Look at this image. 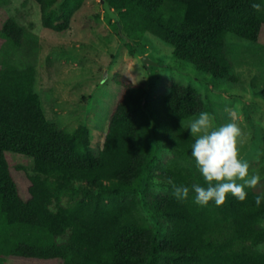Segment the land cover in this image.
Returning <instances> with one entry per match:
<instances>
[{
  "label": "trees",
  "instance_id": "trees-1",
  "mask_svg": "<svg viewBox=\"0 0 264 264\" xmlns=\"http://www.w3.org/2000/svg\"><path fill=\"white\" fill-rule=\"evenodd\" d=\"M33 1L42 25L56 32L69 27L79 4ZM62 1L65 10L57 16L52 11ZM253 3H260L261 11ZM121 8L120 21L133 40L148 32L170 45L176 59L231 82L236 76L227 34L257 42L264 27V0H120ZM2 39L0 257L61 264H264V252L256 249L264 242V200L255 204L259 194L246 190V199L239 202L229 193L221 206L193 202L192 185H206L191 157L195 137L181 121L207 112L198 91L174 83L155 101L142 85L126 82L103 146L94 154L86 128L67 132L45 118L34 91L38 36L9 18ZM261 91L264 96V82ZM153 142L171 150L159 164L151 155ZM13 155L31 160L27 196L20 194L12 175ZM155 166L157 181L148 183L165 188L151 200L156 216L168 223L161 240L141 214L138 197ZM169 178L189 188L185 201L174 197Z\"/></svg>",
  "mask_w": 264,
  "mask_h": 264
},
{
  "label": "rangeland",
  "instance_id": "rangeland-1",
  "mask_svg": "<svg viewBox=\"0 0 264 264\" xmlns=\"http://www.w3.org/2000/svg\"><path fill=\"white\" fill-rule=\"evenodd\" d=\"M71 1V0H70ZM116 18L108 16L101 0H79L73 10L69 27L56 32L41 22L39 5L33 0H0V48L5 21L14 18L18 24L38 36L34 91L38 94L47 121L55 128L73 131L87 129L90 150L97 154L103 146L110 115L128 81L142 85L155 101L166 95L172 84L180 83L198 91L213 117L215 126L235 122L242 131L238 138L239 157L249 163V175L259 174L255 188L264 193V27L257 42H249L227 34L226 48L233 64L235 82L216 78L173 56V48L145 32L139 41L128 36L117 9L120 0H106ZM64 1L53 13H64ZM152 61L144 62L143 57ZM234 114V115H230ZM198 116L181 121L185 130ZM151 155L161 163L171 155L168 147L155 145ZM11 157V171L19 192L27 196L28 176L32 175L31 160L24 156ZM13 159V160H12ZM14 165L25 167L17 172ZM26 173V174H25ZM157 168L146 176L138 197L141 214L154 228L157 239H163L168 223L159 218L151 207L154 195L165 188L148 181H157ZM77 188H84L75 184ZM67 204L66 199L62 201ZM264 227V217L261 220ZM264 252V242L256 246ZM0 264H61L57 259L31 260L20 257H0Z\"/></svg>",
  "mask_w": 264,
  "mask_h": 264
},
{
  "label": "clouds",
  "instance_id": "clouds-1",
  "mask_svg": "<svg viewBox=\"0 0 264 264\" xmlns=\"http://www.w3.org/2000/svg\"><path fill=\"white\" fill-rule=\"evenodd\" d=\"M251 7L257 12L261 11L260 3H253ZM188 129L190 135L195 137L191 157L206 185H192L191 190L195 193L193 202L205 207L214 201L216 206H221L229 193L243 202L247 196L246 189L255 188L261 177L259 174L249 175L248 161L239 157L238 138L242 131L238 124L230 122L215 126L211 114L200 112L189 123ZM168 184L172 186L173 195L178 201L183 202L188 198V187L176 186L171 178ZM262 200L264 193L255 197L257 207Z\"/></svg>",
  "mask_w": 264,
  "mask_h": 264
},
{
  "label": "water",
  "instance_id": "water-1",
  "mask_svg": "<svg viewBox=\"0 0 264 264\" xmlns=\"http://www.w3.org/2000/svg\"><path fill=\"white\" fill-rule=\"evenodd\" d=\"M102 6L104 8V10L107 12V14L112 17V18H116L117 15L111 10V8L109 7L108 3L106 2V0H101ZM144 62H150L152 63L151 60H149L148 58H146L145 56L142 58ZM153 127H154V122L153 120H151V127H150V133L153 132Z\"/></svg>",
  "mask_w": 264,
  "mask_h": 264
}]
</instances>
